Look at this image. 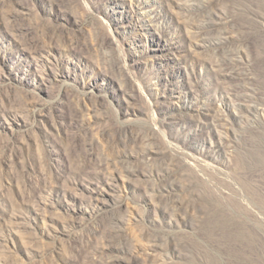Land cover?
I'll list each match as a JSON object with an SVG mask.
<instances>
[{
	"label": "rangeland",
	"instance_id": "rangeland-1",
	"mask_svg": "<svg viewBox=\"0 0 264 264\" xmlns=\"http://www.w3.org/2000/svg\"><path fill=\"white\" fill-rule=\"evenodd\" d=\"M110 257L264 264V0H0V264Z\"/></svg>",
	"mask_w": 264,
	"mask_h": 264
},
{
	"label": "bare ground",
	"instance_id": "bare-ground-1",
	"mask_svg": "<svg viewBox=\"0 0 264 264\" xmlns=\"http://www.w3.org/2000/svg\"><path fill=\"white\" fill-rule=\"evenodd\" d=\"M200 4V8L202 9V14L200 15V16H202L201 18V20L203 21V23H201L202 24V26L200 27V29L203 31V30H205L206 32L207 31H210V32H212V31H217V33L219 34V35H217V37L216 38H214V39H211L210 41L213 43V44H215V46L217 47V48H219V49H221V51H223L224 52V54L226 53V43L228 42V36H229V34H228V31H227V29H228V27L230 26V25H228V23L226 24V21H225V19L226 18H222L221 17V15H219L220 14V12H214L213 11V9H212V7L214 6L213 4H211L209 1H205V2H200L199 3ZM191 5V4H190ZM213 5V6H212ZM230 5V4H229ZM231 6V5H230ZM217 7V6H216ZM216 7H215V9H216ZM214 8V7H213ZM224 8V7H223ZM231 8V7H230ZM194 9H196V8H194ZM219 10V9H218ZM195 11V10H194ZM222 14V13H221ZM197 15V14H196ZM224 16H225V14H223ZM227 16V15H226ZM225 16V17H226ZM228 21V20H227ZM232 24V23H231ZM25 25V24H24ZM233 25H234V23H233ZM233 25L232 26H230L231 28L233 27ZM199 26V25H198ZM229 27V28H230ZM230 33V32H229ZM233 33V32H232ZM206 34V33H205ZM252 41V40H251ZM235 42V41H234ZM244 44V43H243ZM239 46V45H238ZM213 48V47H212ZM226 50V51H225ZM235 50V49H234ZM228 51H230V49L228 50ZM219 52V51H218ZM232 52H233V50H232ZM228 53V52H227ZM230 54H231V52H229ZM233 54V53H232ZM231 54V55H232ZM222 55V54H221ZM226 55H228V54H226ZM225 55V56H226ZM231 55H230V57H231ZM234 55V54H233ZM222 57V56H221ZM229 57V58H230ZM223 58H224V56H223ZM222 62H224V59L222 60ZM241 63V62H240ZM225 64V63H224ZM231 64V63H230ZM219 65V64H218ZM223 65V64H222ZM228 66V65H227ZM230 68H231V66H230ZM232 68H234V67H232ZM236 68V67H235ZM246 69V68H245ZM234 70V69H233ZM233 70H230V71H227V72H225L224 74H225V76H229L230 78H235V80H237V79H239V78H237L236 79V77L238 76V72H236V71H233ZM239 70V69H238ZM249 70V69H248ZM251 71V70H250ZM240 75V74H239ZM240 77V76H239ZM225 79V78H224ZM251 79V78H250ZM232 81V80H231ZM235 83V82H234ZM233 83V84H234ZM248 83V82H247ZM246 83V84H247ZM231 84V83H230ZM237 84V83H236ZM239 85V84H238ZM254 86H255V84H253ZM252 85V86H253ZM233 86V85H232ZM234 88L236 87V85L235 86H233ZM232 87V90L234 89ZM237 88V87H236ZM255 88V87H254ZM241 89V88H240ZM246 89H247V87H246ZM229 90V89H228ZM243 90H244V88H243ZM243 90H241V92L243 91ZM236 91V90H235ZM238 92V91H237ZM240 92V91H239ZM245 92V91H244ZM243 92V93H244ZM246 93V92H245ZM244 93V94H245ZM240 93H238V97H239V99H240V102H245L246 100H249V98L247 97H245V95H244V97H242L241 95H239ZM247 94H248V92H247ZM252 93H251V91H250V95H251ZM233 96V95H232ZM236 96H237V94H236ZM247 96V95H246ZM249 96V95H248ZM252 97V96H251ZM237 100H238V98H237ZM240 106V105H239ZM247 107V106H246ZM192 110V109H191ZM109 250H111V249H108V251ZM107 251V250H106ZM109 260H107V263H112V264H114L115 262H114V258H112V257H110V258H108Z\"/></svg>",
	"mask_w": 264,
	"mask_h": 264
}]
</instances>
